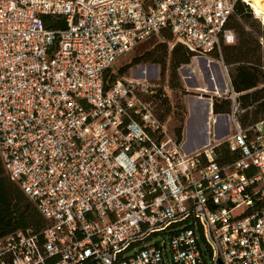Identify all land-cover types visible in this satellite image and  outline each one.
<instances>
[{
    "label": "built area",
    "instance_id": "1",
    "mask_svg": "<svg viewBox=\"0 0 264 264\" xmlns=\"http://www.w3.org/2000/svg\"><path fill=\"white\" fill-rule=\"evenodd\" d=\"M238 2L256 17L248 0H0V161L45 220L0 237V264H264V118L240 124L221 52ZM163 31L215 53L230 86L194 150L154 112L168 81H106Z\"/></svg>",
    "mask_w": 264,
    "mask_h": 264
},
{
    "label": "rangeland",
    "instance_id": "2",
    "mask_svg": "<svg viewBox=\"0 0 264 264\" xmlns=\"http://www.w3.org/2000/svg\"><path fill=\"white\" fill-rule=\"evenodd\" d=\"M249 3L251 4V2ZM232 15L233 20L239 21L246 30L258 39L260 52L264 57V38H262L264 24L257 19L259 15L255 13V17L249 6H247L244 14L233 13ZM176 43H179L182 49L185 48L194 55L191 56L188 63H182L174 68L172 49ZM134 58H137L138 61H134ZM226 67L231 80L235 65H226ZM142 69H147L149 78L156 83L161 85L168 81L171 85L172 91H170L166 100L163 102H158L157 99L154 100V112L166 121L169 128L176 129L181 126L185 136L187 124L193 120L195 114L200 112V125H204L207 101L210 98L213 100L215 97L224 99L226 92L230 90V86L226 82L227 76L223 64L215 53L204 57L195 56L193 51L187 49L181 42L173 40L172 37L165 36V39H162L154 35L137 43L129 52L116 61L111 71L115 75V80H119L138 77ZM198 87L206 88L209 91L200 93L195 90ZM216 87L218 88L217 93H214ZM258 87H264V84H260ZM199 96H202V99H198ZM193 103L195 106H192ZM252 110L253 108L248 109L250 119ZM245 112L239 106V114L243 116ZM226 121L225 117L218 120L215 127L218 139L224 138L228 133V128L225 125Z\"/></svg>",
    "mask_w": 264,
    "mask_h": 264
},
{
    "label": "trees",
    "instance_id": "3",
    "mask_svg": "<svg viewBox=\"0 0 264 264\" xmlns=\"http://www.w3.org/2000/svg\"><path fill=\"white\" fill-rule=\"evenodd\" d=\"M247 5L238 2L235 6V14H244ZM249 11V10H248ZM249 14V13H248ZM47 27H54L63 22L51 16H44ZM227 27L235 33V42L232 44H222V58L226 65H235L231 74V84L234 91L240 93L238 103L240 109L246 112L243 116L239 114V121L242 126H247L261 118H264V87H258L264 84V57L260 52V44L244 26L237 20H233V15L228 19ZM168 38L172 36L162 32ZM264 38V35H262ZM179 43H176L172 49L173 67L177 68L182 63H188L193 53L182 49ZM138 61L137 58L133 59ZM106 81H115V75L111 68L107 70ZM250 90V91H249ZM251 111L249 118L248 109ZM213 113H229L231 102L228 99L213 98ZM180 134L182 127L176 128ZM219 161L226 162L233 160L235 155L229 152L226 145L219 147ZM45 226V220L38 212L35 205L23 193L21 188L5 174L0 161V237L10 234L18 229H31L34 232H40Z\"/></svg>",
    "mask_w": 264,
    "mask_h": 264
},
{
    "label": "crops",
    "instance_id": "4",
    "mask_svg": "<svg viewBox=\"0 0 264 264\" xmlns=\"http://www.w3.org/2000/svg\"><path fill=\"white\" fill-rule=\"evenodd\" d=\"M184 137L187 141L188 150H194L205 142L204 125H200V112L195 114L193 120L187 124L186 136L184 133Z\"/></svg>",
    "mask_w": 264,
    "mask_h": 264
},
{
    "label": "bare ground",
    "instance_id": "5",
    "mask_svg": "<svg viewBox=\"0 0 264 264\" xmlns=\"http://www.w3.org/2000/svg\"><path fill=\"white\" fill-rule=\"evenodd\" d=\"M248 1L251 2V6H252L253 10L255 11V13L257 15H259V17H261L262 20H264V0H248ZM216 89H218V88L216 87ZM195 90H199V91H203V92H208L209 91L208 89L201 88V87L200 88H195ZM192 102H193V100H192ZM194 103H193L192 106H195Z\"/></svg>",
    "mask_w": 264,
    "mask_h": 264
}]
</instances>
